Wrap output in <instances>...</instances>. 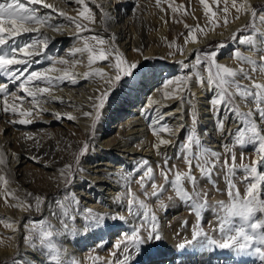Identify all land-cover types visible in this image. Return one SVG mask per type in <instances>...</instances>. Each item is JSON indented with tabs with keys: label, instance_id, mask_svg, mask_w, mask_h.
Here are the masks:
<instances>
[{
	"label": "snow or ice",
	"instance_id": "obj_1",
	"mask_svg": "<svg viewBox=\"0 0 264 264\" xmlns=\"http://www.w3.org/2000/svg\"><path fill=\"white\" fill-rule=\"evenodd\" d=\"M58 2L67 3V0H58ZM93 2L99 9V21L86 0H75V3L79 5L76 9L77 17L68 16L65 10L57 8L55 4L47 3L46 0H27V4L23 0H0V73L13 84L19 82L17 90L11 92L7 83H0L2 112L12 115L13 118L9 121L12 125H31L33 119L49 111L46 105L53 102L63 103L62 97L54 95L55 90H63L60 87L62 84L67 82L75 85L80 79H92L99 80L100 87L94 90L93 96H89L92 111H83L82 116L91 118L90 128L94 134L101 120L102 111L110 103L116 88L125 78L134 76L135 71L142 67L139 62L127 60L116 44L114 35L105 39L94 33V29L90 26L96 23L104 25V31H108L107 22L111 19V14L96 0ZM161 2L162 0H156V7L164 11ZM164 2L169 4L173 13L178 11L170 0H164ZM219 2L220 0H212V4ZM223 2L225 6L214 11L206 0H199L212 29L221 26L219 23L221 17L218 15L221 11L224 14L222 17L224 27H227L230 22L239 20L241 15L250 16L249 23L234 32L232 39L238 40L239 45L255 49L256 42L253 35H240V33L254 29L257 18L264 25V14L258 13L249 0H231V9L235 10L236 15L230 21L228 0ZM32 5H42L43 8L57 13L59 17L69 20L75 26L76 38L80 45L73 46L67 52L68 58L48 57L51 66L36 71H29L32 64L38 62L33 58L44 54L50 42V38L42 30L62 33L67 25L54 23L52 16L41 15L37 9L31 7ZM183 7V5L180 6V8ZM184 27L187 29L184 46L178 45L175 40L171 41L168 47L174 51L169 55H174L176 52L182 56L185 55V47L189 42L198 43L197 32L204 34V29L200 25L192 27L185 23ZM29 33L36 35L28 39H20ZM82 33L93 34L81 35ZM223 47V44L218 45V48ZM133 50L143 55L140 49ZM254 54L257 53L254 52ZM233 55L238 65L235 68L219 63L217 51L200 53L196 50L191 63L179 61L183 74L166 79L162 88L156 89V92L148 96L147 107L155 113L149 118L151 135L156 139V143L152 145L153 150L160 155L162 147H171L179 140V152L176 155L183 161L185 167L181 170L176 165L170 166V158L165 155L163 163L157 165L163 183L152 182L149 191L146 181L154 180V168L147 159L139 161L135 166V172L138 174L135 183L138 184L144 198H138L136 193L128 187L126 190L127 216L120 214L111 217L113 221L121 222H126L128 217L138 220V225L130 232L122 233V238H118L113 245L116 251H113L112 255L116 256L117 251L121 255L117 264H129L134 254L140 256L147 253L149 246L163 239L158 217L151 204L146 201L154 198L158 208L166 209L167 205L162 198L165 192L171 193L167 200H179L187 207L189 214L195 217L191 240L181 243L179 248L183 249L186 244L197 242L209 248L235 251L244 256H255L261 264H264V51L258 54V60L243 55L239 50H234ZM85 57V67L88 70L83 73L75 71L77 65L84 63ZM144 59L149 58L144 57ZM100 64H105V67H95ZM14 65L24 67L13 68ZM57 65L64 67L60 68ZM202 65L206 76L200 71ZM105 68L108 70L106 71ZM193 85L207 87L211 93L208 99V111L213 115L216 133L226 141L218 150L205 145L201 138L198 109L192 102L195 95L191 91ZM18 92L24 95L20 96ZM156 93H162L160 99L153 98ZM27 98H31L32 107L24 109L22 104ZM176 99L180 100L181 106L176 111L181 112L182 120L185 103L190 110L191 127L182 140H180V134L185 132V124L172 128L167 123L170 113L161 111L162 108L167 107L164 101ZM157 105L159 107H153ZM244 108H247V111L242 110ZM51 114L57 121L65 118L70 121L77 119L69 113L52 112ZM142 114L147 115L146 112ZM230 120L233 124L232 128L226 127ZM162 133L173 138H162ZM203 134L207 135L206 130ZM25 137L29 140L34 139L31 133H25ZM36 146L39 147L38 141ZM68 147L70 148L71 145ZM237 148L251 150L255 154V159L250 164L245 163L246 152H241L240 163H237ZM88 150L89 142L86 140L78 152L74 153V163L65 164L58 169L60 183L65 184V190L51 201L46 196L27 192L23 197H17L15 189L5 188L3 192H0L3 196H13L16 202L10 205L12 208L35 211L42 216L39 221L28 222L25 226L26 234L23 237L26 247L32 248L34 252L44 257L43 261H34V264H62L61 250L52 243L53 226L43 218L46 207L50 210V215L63 226L66 233L99 227L105 223L106 217L99 216L90 208L82 210L81 218V215L75 211L79 207V200L68 190L75 179L74 173ZM29 158L37 163L41 160L38 155ZM6 162L7 157L0 146V166H5ZM4 171V168H0V183L7 186L11 181L5 178ZM221 176L225 185L223 194L227 196V200H218L215 205H210L209 190L201 186V181H206L211 189L219 193L221 189L217 178ZM121 178L126 183L131 181L132 170L122 172ZM240 184L244 185L243 194L240 191ZM124 197L125 193L122 192L116 200L120 201ZM5 202L7 203V200ZM209 210L215 213L216 227L213 231L218 233L217 238L208 236L201 225L204 215ZM186 224L187 221L184 222V225ZM4 227L13 232L19 231L16 222H4ZM70 264H79V262L72 260Z\"/></svg>",
	"mask_w": 264,
	"mask_h": 264
},
{
	"label": "bare ground",
	"instance_id": "obj_2",
	"mask_svg": "<svg viewBox=\"0 0 264 264\" xmlns=\"http://www.w3.org/2000/svg\"><path fill=\"white\" fill-rule=\"evenodd\" d=\"M23 2L27 4V0H23ZM46 2L55 4L57 8L65 10L68 16L77 17L76 9L79 5L75 3V0H67V3H59L58 0H46ZM96 2L111 14V19L107 22V32L103 31L104 25L99 23L91 25L94 33L105 39L114 35L116 44L128 61L139 62L142 65L149 59H153V63L141 74L129 77L116 88L110 103L102 111L101 120L98 122L94 134L90 128L91 118L83 117L82 112L92 111L90 107L92 102L89 100V96H93L95 94L94 90L100 87L99 80L80 79L75 85L67 82L62 84L60 87L63 90H55L54 95L62 97L63 103L53 102L46 105L49 111L39 118L33 119V123L28 126L12 125L9 122L13 118L12 115L4 114L2 104H0V146H2V150L7 157L6 165L0 166V168L5 169L3 174L6 179L11 181L7 186L0 183V192H3L5 188L15 189V196L17 197H23L27 192L33 195L46 196L51 201L65 190V184L60 183L58 169L65 164L73 163L74 153L83 145V142L86 140L89 142L90 155L84 158L79 165L74 173L75 179L68 190L74 193L79 200V207L75 211L81 215V218L83 215L82 210L90 208L99 216L106 217V220L99 227L78 229L75 233L71 231L66 233L63 226L55 217L50 215V210L46 207L43 211V218L53 226L52 243L56 244L61 250L62 264H70L72 260L79 262V264H102L98 262V259H102V250L107 247L110 241L109 251L115 250L113 245L118 238H121L118 235L116 238L114 237L116 234H113L117 230L130 232L133 227L138 225V220L133 217H128L126 222L113 221L111 217L120 214L127 216L126 190L128 187L136 193L138 198H144L141 189L135 183L138 175L135 172V166L139 161L147 159L154 168V180L151 182L146 181L147 190L149 191L152 182L163 183L157 165L163 163L165 155L170 158V166L176 163L177 168L184 169L183 161H178L176 155L179 152V140L171 147H162L160 155H157L152 147L156 143V139L151 135L149 118L155 113L147 107V98L156 92V89L162 88L166 79L183 74L181 68L178 70L168 68L162 71L158 61L168 59L170 61L191 63L196 50L205 48L213 42L222 44L250 19V16L241 15L239 20L230 22L227 27H224L222 21L224 14L221 11L218 13L221 17L219 21L221 26L212 29L199 0H170L172 5L178 9L176 13L172 12L169 4L164 0L161 2L164 11L156 7V0H96ZM206 2L214 11L225 6L223 0H220L218 4H212V0H206ZM249 2L255 8H259V4H264V0H249ZM86 3L96 13V19L99 21L100 14L99 9L96 8V3L93 0H86ZM126 4L130 6V9L124 7ZM181 5L184 7L180 8ZM228 6L231 12L229 20L232 21L236 13L234 9H231V0H228ZM31 7L37 9L41 15L52 16L54 23L67 25L62 33L42 30V32H46L50 42L44 54L33 58L38 62L33 63L29 71H36L51 66L48 57L53 59L68 58L67 52L73 46L80 45L76 39L75 26L69 20L59 17L57 13H53L51 9L43 8L42 5H32ZM258 13L264 14V8ZM185 23L192 27L200 25L204 29V34L197 32L198 43L189 42L185 47V55L182 56L178 52L169 55L170 52L174 51L168 47V43L171 41L175 40L178 45L184 46V38L187 35V29L184 27ZM69 26H72V28H69ZM255 26L260 33L259 36L253 37L256 48H249L248 51L244 52L245 56L258 57V54L264 51V25L257 18ZM88 34L93 33H82L81 35ZM34 35L36 34H25L20 39H28ZM56 42L59 43L55 44ZM61 45L66 47L64 52L60 50ZM235 45L240 47L238 42ZM133 49H140L143 55ZM254 52L257 54H254ZM190 53L191 55H189ZM59 54L62 55L58 57ZM185 56H187V59H185ZM230 56L220 55L219 53L217 60L219 63L227 65V63H231V59L223 57ZM144 57L149 59L145 60ZM105 64L96 65L95 67H105ZM85 65L86 57L83 64L76 66L75 71L83 73L88 70ZM12 67L22 68L24 66L14 65ZM57 67L63 68L64 66L57 65ZM105 70L108 69L105 68ZM200 71L206 76L203 68H200ZM174 74L175 76H173ZM0 83H7L11 92L17 90L19 82L13 84L0 73ZM191 91L195 94L192 102L198 109L201 138L205 145L218 150L226 141L222 140L216 133L213 115L208 111V99L211 93L207 87L202 88L196 85H193ZM18 95L23 96L24 94L18 92ZM161 96L162 93H156L153 98L160 99ZM0 99H2V96H0ZM30 99L27 98L24 101L22 108L32 107ZM16 102L19 103V101ZM164 103L167 107L162 108L161 111L170 113L167 117V123L174 129L182 123L186 126L185 132L180 134V140H182L191 127L188 104L185 103L184 105L185 111L182 120L180 118L181 112L176 111L181 106L179 99L164 101ZM242 110L247 111V108ZM52 112L69 113L77 119L70 121L65 118L57 121L51 114ZM145 112L147 115L142 114ZM109 118L114 123L104 129V124ZM35 124L39 125L38 129L34 128ZM226 127H233L231 120ZM36 130L40 132H36ZM205 130L207 135L203 134ZM25 133H31L34 139H26ZM91 135H93L92 138H90ZM161 136L166 139L173 138L166 133H162ZM37 141L39 142L38 148L36 146ZM69 145H71L70 148ZM241 152H245V150L240 148ZM33 155L40 156L41 160L38 163L33 161L29 158ZM128 170H132V180L126 183L121 178V173ZM202 184L203 181H201ZM218 184L221 185L219 180ZM122 192L125 193V197L117 201L116 197ZM170 194V192L163 194L162 198L165 203H176L177 199L167 200ZM5 200H7V203ZM15 202L12 195H0V218H2L0 219V264H34V261H43L44 257L38 252H34L32 248L26 247L23 240L26 234L25 226L28 222L39 221L42 216L36 219L33 215H41L40 213L12 208L10 205ZM146 202L153 206L163 236V242L156 246L153 245L149 248V251L151 249L156 251L158 246L161 252L152 257L148 256L149 251L140 256L134 254L129 264H261V261L255 256H244L235 251L209 248L201 246L197 242L186 244L183 249L179 248L181 243L191 240L195 217L189 214L187 207L180 201L176 204L178 207L174 210H168L170 211L168 215L163 217L158 215L157 206H154L156 205L155 199ZM208 203L210 205L214 203V197L210 196V192ZM170 204L173 206L172 203ZM185 221H187V224L182 226ZM4 222H16L19 231L13 232L11 229L5 228ZM202 223V228L208 236L218 237V233L213 231L216 227L214 212L209 210L204 215ZM199 239L203 240V238ZM10 255H12V258L14 257V261L7 260ZM117 257L120 258L118 260L115 258L112 264H117L121 259L119 251Z\"/></svg>",
	"mask_w": 264,
	"mask_h": 264
},
{
	"label": "rangeland",
	"instance_id": "obj_3",
	"mask_svg": "<svg viewBox=\"0 0 264 264\" xmlns=\"http://www.w3.org/2000/svg\"><path fill=\"white\" fill-rule=\"evenodd\" d=\"M259 8H256L257 9V11H261L262 10V8H264V4H259ZM124 7L125 8H127V9H130V6H128L127 4L126 5H124ZM222 21H223V19H222ZM71 23V22H70ZM69 23V24H70ZM249 23V19L245 22V24L244 25H246V24H248ZM243 25V26H244ZM90 27H92V26H90ZM69 28H72V26H69ZM243 28V27H242ZM103 31H104V29H103ZM247 34H251V35H253V37L254 36H259V30H258V28L255 26V28L254 29H252V30H250V31H244V32H242V33H240V35H247ZM89 35V34H88ZM77 39V38H76ZM236 42H238V40H233L232 39V36H230L225 42H223L222 44L224 45V47L223 48H218V45H220L218 42H213V43H210V44H208L205 48H201L199 51H200V53H207V52H211V51H217L218 52V54L220 53V55H224V56H227V55H231L230 57H223V58H227V59H231L230 60V62L232 63L233 62V64H231V63H227V66H229V67H233V68H235V67H237L238 65H237V61L234 59V55L233 54H231V53H234V50H239L240 49V51H241V53L243 54V55H245L244 54V52L245 51H248V49H249V47L248 46H246V45H240V47H238L237 45H235V43ZM59 42H56L55 44H58ZM67 44V43H66ZM65 44V45H66ZM65 49H66V47L64 46V45H61V47H60V50H62V52H64L65 51ZM62 54H59V56L58 57H60ZM252 59H256V60H258V57H252ZM233 60V61H232ZM152 63H153V59H149L147 62H145L144 64H142V67H140L139 68V70H136L135 71V74H134V76L135 75H137V74H141L143 71H145L146 69H148L149 67H151L152 66ZM158 63L160 64L159 65V67L162 69V71H164V70H167L168 68H170V69H174V70H178L179 68H181V66H180V64H179V62L178 61H170V60H168V59H161V60H159L158 61ZM231 65V66H230ZM234 65H236V66H234ZM201 68H203V65L201 66ZM178 72V71H177ZM175 74H177V73H175ZM175 74L173 75V76H175ZM133 77V76H132ZM129 78V77H128ZM128 78H125L121 83H123L124 81H126ZM245 83H246V81H245ZM121 85V84H120ZM119 85V86H120ZM114 123V121L111 119V118H109L107 121H106V123L104 124V129L105 128H107L109 125H111V124H113ZM35 127V129H38L39 128V125L38 124H35L34 125ZM55 126V125H54ZM36 132H40L39 130H36ZM92 136L93 135H91L90 136V138H92ZM83 146V145H82ZM82 146H80V147H82ZM79 147V148H80ZM244 150H245V152H246V156H245V160H244V162L245 163H251V161L253 160V158L255 157V154H254V152H252L251 150H249V149H246V148H243ZM79 150V149H78ZM78 150L76 151V152H78ZM247 150V151H246ZM89 151V150H88ZM90 155V151L89 152H87L86 154H85V156L81 159V161H80V164L82 163V161L84 160V158H86V157H88ZM181 159H179L178 158V161H180ZM73 163H74V156H73ZM237 163H240V148H237ZM174 165H176V163H174ZM184 165V164H183ZM185 167V166H184ZM137 178V177H136ZM217 180H219L220 181V183H221V185H219V187H220V189H221V192H216L215 190H213V189H211V187L209 186V185H207V182L206 181H203V184L201 185L202 187H206V188H208V190H209V192H210V196H212V197H214V203H213V205H215V203H216V201H218V200H227V196L226 195H224L223 194V190H224V188H225V185H224V181H223V178H222V176L221 177H218L217 178ZM239 187H240V191H241V193L243 194V191H244V185L243 184H240L239 185ZM209 198V197H208ZM154 199V198H153ZM178 202H179V200H177L176 201V203L175 202H170V203H172L173 204V206L170 204V203H166V205H167V207H166V209H160V208H158L157 207V210H158V215H159V217H163V216H166V215H168V213L170 212V211H168V210H174V208H176V207H178L176 204H178ZM210 204V203H209ZM152 206V205H151ZM154 206H156V205H154ZM153 207V206H152ZM173 208V209H172ZM33 217L34 218H40L41 217V215H33ZM35 219V220H36ZM194 222H196L195 221V218H194ZM116 225H118V224H116ZM115 225V226H116ZM183 225H184V222H183ZM201 225L203 226V223L201 222ZM113 227V226H112ZM26 229V228H25ZM125 231L124 230H117V232L116 233H114L113 235H115L114 237H116L117 238V235L118 236H121V238H122V233H124ZM127 232V231H126ZM116 238H114V239H116ZM163 242V239L159 242V243H156V244H153L154 246H156V245H158V244H160V243H162ZM111 243V241L109 242V244ZM109 244L107 245V247L105 248V249H103L102 251H103V255L101 256V258L102 259H98V262L99 263H102V264H112L113 262H114V260H115V258L118 260L120 257H117V254H118V251H117V254H116V256H113L112 255V252L113 251H116V250H113V251H109ZM153 245H151V246H149V248L150 247H152ZM159 252H161V250H159L158 249V246L156 247V251L155 250H150L149 251V254H148V256L149 257H152V256H155L157 253H159ZM147 255V254H146ZM13 260L14 261V257L12 258V255H10V256H8L7 257V260ZM154 259V258H153ZM106 261H108L107 263H105Z\"/></svg>",
	"mask_w": 264,
	"mask_h": 264
}]
</instances>
